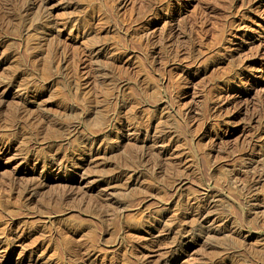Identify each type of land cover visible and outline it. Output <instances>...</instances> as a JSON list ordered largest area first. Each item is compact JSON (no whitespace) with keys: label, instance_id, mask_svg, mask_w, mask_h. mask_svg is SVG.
Masks as SVG:
<instances>
[{"label":"rangeland","instance_id":"1","mask_svg":"<svg viewBox=\"0 0 264 264\" xmlns=\"http://www.w3.org/2000/svg\"><path fill=\"white\" fill-rule=\"evenodd\" d=\"M0 264H264V0H0Z\"/></svg>","mask_w":264,"mask_h":264},{"label":"bare ground","instance_id":"2","mask_svg":"<svg viewBox=\"0 0 264 264\" xmlns=\"http://www.w3.org/2000/svg\"><path fill=\"white\" fill-rule=\"evenodd\" d=\"M124 82H122V84H123ZM115 114V113H114ZM114 114H113V116H114ZM112 118V117H111ZM77 130V129H76ZM74 131H72V133H73ZM78 132V131H77ZM75 133V132H74ZM67 143H69V142H67ZM70 145H71V143H70ZM72 145H73V143H72ZM71 145V146H72ZM75 146V145H74ZM73 148V147H72ZM175 184V183H174ZM180 184H181V181L179 182V183H177V185L175 186V188L176 187H179L180 186ZM177 191V190H176ZM70 197V196H69ZM205 205V204H204ZM207 205H210V204H207ZM202 207V206H201ZM204 207V206H203ZM204 208H206V207H204ZM210 208V207H209ZM202 209V208H201ZM198 210V209H197ZM200 210V209H199ZM198 210V211H199ZM206 211H209V210H206ZM202 212V211H201ZM206 214V213H205ZM197 215V214H196ZM204 216V215H203ZM196 217H199V216H196Z\"/></svg>","mask_w":264,"mask_h":264}]
</instances>
